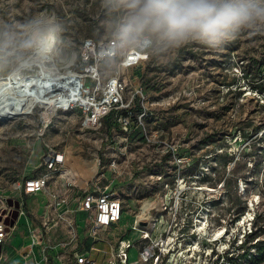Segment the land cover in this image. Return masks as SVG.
<instances>
[{
	"label": "rangeland",
	"instance_id": "1",
	"mask_svg": "<svg viewBox=\"0 0 264 264\" xmlns=\"http://www.w3.org/2000/svg\"><path fill=\"white\" fill-rule=\"evenodd\" d=\"M44 11L64 25L56 55L23 72L0 71V79L78 75L90 96L101 95L87 72L97 64L94 50L85 46L112 39L100 0H0V22ZM98 68L103 82L120 71L124 101L93 126L83 125L84 106L53 105L44 128L40 103L27 114L5 113L13 95L0 92L6 247L20 223L22 236L39 239L36 254L46 248L49 264H64L72 246L90 250L94 240L106 251L130 240L128 264H142L139 250L149 245L165 252L158 264H264L253 246L264 241V34L245 31L216 49L193 43L178 53L161 51L134 69L119 68V58ZM138 85L144 99L134 94ZM48 146L64 152L61 173L43 192L25 194L21 184L42 171ZM96 186L120 197L123 215L93 232L89 218L77 222L76 209ZM150 221L156 227L143 239L135 227Z\"/></svg>",
	"mask_w": 264,
	"mask_h": 264
},
{
	"label": "clouds",
	"instance_id": "2",
	"mask_svg": "<svg viewBox=\"0 0 264 264\" xmlns=\"http://www.w3.org/2000/svg\"><path fill=\"white\" fill-rule=\"evenodd\" d=\"M114 47L151 55L190 44L216 49L242 32L264 34V0H100ZM64 25L54 11L0 22V71L23 72L57 52Z\"/></svg>",
	"mask_w": 264,
	"mask_h": 264
},
{
	"label": "built area",
	"instance_id": "3",
	"mask_svg": "<svg viewBox=\"0 0 264 264\" xmlns=\"http://www.w3.org/2000/svg\"><path fill=\"white\" fill-rule=\"evenodd\" d=\"M85 46L89 50H94V61H97V64L104 59L119 58V68L123 69H134L142 66L150 56L147 53H142L136 50L122 52L114 47L112 39L98 43L87 41ZM97 64L96 66L91 64L90 69H87V72L93 74L92 77L96 82V89L97 91H101V95L99 96L89 95V91L85 89V85L81 77L79 78L81 80H78V78L76 79V75H68L70 76L71 80L74 79L75 81V83L73 85H69L68 88L75 89L76 95L86 97L90 96L98 109H95L94 106L91 108L89 106L87 109L83 108V111L92 117L90 120H87L85 117L83 121L84 126L94 125V114H99L97 116L98 118L96 119V122H98V119L108 113L112 109L113 105L119 103L121 104L124 101L122 95V90L124 87L120 79V71H117L116 75L111 76L106 82H103L101 81ZM55 81L56 77L54 76H48L44 78L45 86H49ZM80 82H82L83 86L81 84V91L79 93L78 89ZM134 91V94L140 95L143 99L145 98V94L141 86H135ZM130 104H132L131 100H129L125 107L130 106ZM57 108L68 110L71 107H55V109ZM49 116L50 115L48 113L46 118H42L44 128L48 127L50 124ZM125 126H127V124H125ZM64 161L65 155L63 151L56 149L53 146H48L41 159L42 171L25 178L23 184H21V189H23V192L25 194H36L43 192L50 180H52L55 175L61 173V168ZM52 195L53 197H60L59 194ZM61 202L63 201L61 200ZM79 208L85 213L84 221L86 218L90 219L91 229L93 232L111 227L118 223L121 221L123 213V206L120 197H118V195L115 194V192H113L111 189H104L98 186L85 192V194L80 199ZM19 213L21 212L19 211ZM8 228L9 226L7 225L6 221L0 218V247L7 239L9 233ZM148 237L149 234L143 231L142 238L146 239ZM95 241L96 240H94V243ZM34 242H36V240H33V243ZM160 244H162V241L159 242V245ZM131 245L132 242L130 240H120L116 247L108 251H103L92 246L90 250L74 248L70 252L69 257L64 264H128V251L131 248ZM42 253L44 254V260L47 261L48 252L45 247L42 249ZM163 255H165L163 250H154L152 245L143 246L139 250V261L142 264H158L159 259ZM1 260L2 253L0 249V261ZM35 264H41V261H35ZM57 264H61V261H59Z\"/></svg>",
	"mask_w": 264,
	"mask_h": 264
},
{
	"label": "bare ground",
	"instance_id": "4",
	"mask_svg": "<svg viewBox=\"0 0 264 264\" xmlns=\"http://www.w3.org/2000/svg\"><path fill=\"white\" fill-rule=\"evenodd\" d=\"M77 78L78 80H81L79 79L80 76L78 75H76V79ZM74 83H75L74 79L71 80L70 76L66 75V76L56 77V81L53 84L49 86H45L44 74L42 75L41 72L26 77L22 75L2 77L0 79V92L10 91L13 95V99L10 102V104L4 107L5 108L4 112L13 115L27 114L29 113V110L33 107L34 103L36 102L40 103L45 109L42 114L43 117L45 118L48 116V113H50L49 109L52 108L53 105H55V107L70 106L71 108L76 105H80V106H84L85 109H87L89 106L90 108L94 106L95 109H97L95 102H93V99L90 96L86 97V96L76 95L75 89L68 88L69 85H73ZM81 84L82 82H80L79 85V89H78L79 93L81 91V87H80ZM63 89L64 91H62ZM98 115L99 114L97 113L94 114V123L96 122ZM90 118L92 117L89 116L87 120H90ZM155 227H156V223L150 221L147 228L141 229L135 227V229L139 232L145 231L146 233H149L148 231L149 228L155 229Z\"/></svg>",
	"mask_w": 264,
	"mask_h": 264
},
{
	"label": "crops",
	"instance_id": "5",
	"mask_svg": "<svg viewBox=\"0 0 264 264\" xmlns=\"http://www.w3.org/2000/svg\"><path fill=\"white\" fill-rule=\"evenodd\" d=\"M76 215L78 216L77 222L82 224L84 222L85 213L82 212L80 208H77ZM21 220H23V218H21ZM22 230V225L19 223V227L15 229L12 232V236H10L8 246L6 247L5 241V243L0 247L2 253V260L0 261V264H35V261H41V264H45L46 262L49 264V258H47V261H45L44 254L42 252L36 254L39 239H36V242L33 243L32 238L29 240L21 235L20 232H22ZM92 247H94V241L92 242ZM74 248L82 249L80 246H72L71 251Z\"/></svg>",
	"mask_w": 264,
	"mask_h": 264
},
{
	"label": "trees",
	"instance_id": "6",
	"mask_svg": "<svg viewBox=\"0 0 264 264\" xmlns=\"http://www.w3.org/2000/svg\"><path fill=\"white\" fill-rule=\"evenodd\" d=\"M241 129L244 130L245 126L243 125V127ZM262 244H264V241H256V243L253 244V246L256 248L260 258L264 257V245H262Z\"/></svg>",
	"mask_w": 264,
	"mask_h": 264
},
{
	"label": "water",
	"instance_id": "7",
	"mask_svg": "<svg viewBox=\"0 0 264 264\" xmlns=\"http://www.w3.org/2000/svg\"><path fill=\"white\" fill-rule=\"evenodd\" d=\"M140 223H141L142 225H146V224H147L146 221H141Z\"/></svg>",
	"mask_w": 264,
	"mask_h": 264
}]
</instances>
